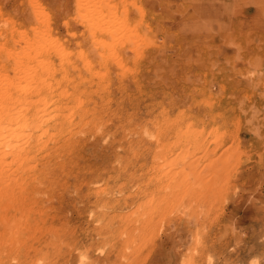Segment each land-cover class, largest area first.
Returning <instances> with one entry per match:
<instances>
[{"label":"rangeland","instance_id":"374dc122","mask_svg":"<svg viewBox=\"0 0 264 264\" xmlns=\"http://www.w3.org/2000/svg\"><path fill=\"white\" fill-rule=\"evenodd\" d=\"M16 76L48 135L0 169V264H264V0H0Z\"/></svg>","mask_w":264,"mask_h":264},{"label":"bare ground","instance_id":"6f19581e","mask_svg":"<svg viewBox=\"0 0 264 264\" xmlns=\"http://www.w3.org/2000/svg\"><path fill=\"white\" fill-rule=\"evenodd\" d=\"M91 10H92V8H91ZM96 10V9H95ZM95 10H92L90 13L91 14H93L94 13V11ZM95 14H97L98 15V13H95ZM99 17L97 18V21L98 22H94V19H93V22L95 23H93L92 25L93 26H95L97 29H98V31H102V32H104V33H108L109 35L111 34V32H110V28L108 27V25H107V23H105V22H107L106 20H104V17H103V13L101 14V12H99ZM92 18H94V15L92 16ZM96 18V17H95ZM110 19V18H109ZM110 20H115V19H110ZM91 26V25H90ZM95 27L93 28V29H95ZM100 29V30H99ZM95 31H96V29H95ZM101 45V44H100ZM101 46H106V45H104V43H102V45ZM58 52V51H57ZM23 75V74H22ZM27 76H31V75H26L25 76V78L27 77ZM20 77V76H19ZM15 77L14 78V80L13 81H10V82H8L7 84H8V88L6 87V88H2L1 89V91H0V100L2 99V100H6L7 102H3L4 103V106L2 107L1 105V107H0V169H5L4 168V166H7V167H9V168H13V167H16L17 169H20V168H22V167H25L26 166V163H27V161H29V159H28V157H29V152H30V150H33V149H36V148H38V145L40 144V142L42 143V140H43V138L45 137V136H47L48 135V130L47 131H43L44 129H46L44 126H45V124H46V126H47V121H45L42 117L43 116H40L39 117V115L41 114V113H44L43 111L44 110H39L40 109V107L46 102V100L45 99H38L39 97H40V95H41V93L43 92V91H45V90H47V87H48V79H46V77H45V79L44 80H34V77H32V78H27V81H30L29 83H25V82H22V81H24L22 78L23 77ZM48 78V77H47ZM50 79V78H49ZM38 81H40V82H38ZM22 84H26V86H24V87H22L21 88V86H22ZM6 85V84H5ZM7 86V85H6ZM30 98H37L36 99V101H30ZM10 101H12V105H11V103H10ZM14 105H22V106H24L25 107V109L23 110V114H21L20 112H22V111H14V110H12V106H14ZM43 127H44V129H43ZM40 131V133L42 132V134L41 135H37L36 134V132L37 131ZM197 140V139H196ZM185 142V141H184ZM198 146V145H197ZM199 147V146H198ZM200 148V147H199ZM201 148H202V146H201ZM205 149V148H204ZM208 148H206V150H207ZM165 156V155H164ZM163 156H161V158H162ZM178 157V156H177ZM181 158V157H180ZM179 159V158H178ZM183 159V158H182ZM161 160V159H160ZM156 161V160H155ZM180 161V160H179ZM183 161V160H182ZM163 162H164V159H163ZM186 162V161H185ZM180 163V162H179ZM183 163V162H182ZM158 164V163H157ZM177 163H176V160H174L171 164H169L168 163V165L170 166V167H173V166H175ZM181 164V163H180ZM180 164H179V166H180ZM186 165H188V164H186ZM178 166V167H179ZM192 166V165H191ZM195 166V165H194ZM154 167H156V166H154ZM178 167H177V169H178ZM181 167H183V166H181ZM181 167H179V168H181ZM193 167V166H192ZM207 167V166H206ZM205 167V168H206ZM176 168V167H175ZM184 168V167H183ZM183 168H181V169H183ZM186 166H185V169L184 170H186ZM209 168H211V166L209 167V165H208V169H206V171L208 170V172L207 173H209V172H211V171H209ZM161 169V168H160ZM163 169V168H162ZM172 169V168H171ZM171 169H168L167 171H164V172H169V170H171ZM181 169H179V171L181 170ZM6 170H8V169H6ZM154 170V169H153ZM183 170V171H184ZM188 170V169H187ZM195 170V169H194ZM211 170V169H210ZM212 170H214L215 171V169H213L212 168ZM1 171V170H0ZM9 171V170H8ZM11 171V170H10ZM191 171V170H190ZM205 170H204V175H205V172H206ZM213 171V172H214ZM216 171H218L216 174H220V178H221V173H220V171L219 170H217V168H216ZM215 171V172H216ZM5 172V171H4ZM164 172H162L163 174H164ZM186 172V171H185ZM194 172V171H193ZM195 172H196V170H195ZM194 172V173H195ZM1 173V172H0ZM3 173V172H2ZM159 173V175H160V171L158 172ZM157 173V174H158ZM171 173V172H170ZM175 173V172H174ZM178 173V172H177ZM176 173V174H177ZM189 173V172H188ZM194 173H193V175H194ZM7 174V173H6ZM167 174H169V173H167ZM173 174V173H172ZM175 174V175H176ZM201 174L203 175V172H201L200 173V176H199V180H200V177H201ZM226 174H227V172H226ZM158 175V176H159ZM181 175H183V173L181 174ZM188 175V174H187ZM186 175V176H187ZM197 175H198V173H197ZM197 175H195V176H197ZM208 175V174H207ZM212 175H213V173H212ZM229 175V174H228ZM165 177V175H162V179H166V178H164ZM170 176V175H169ZM185 176V175H184ZM0 177H1V174H0ZM2 177L4 178V176L2 175ZM1 177V178H2ZM166 177H168L167 175H166ZM171 177V176H170ZM169 177V178H170ZM176 177V176H175ZM177 177H178V174H177ZM182 177V176H181ZM181 177H179V180H178V178H177V181H176V178H175V180L173 181V177L172 178H170L171 180H169L168 181V184L169 183H171V184H177V182L179 181L180 182V178ZM188 177H191L190 175H188ZM193 177V176H192ZM191 177V178H192ZM198 177V176H197ZM214 177H215V175H214ZM160 178V179H161ZM169 178H167V180L169 179ZM193 178H195V177H193ZM192 178V179H193ZM204 178H205V176H204ZM203 178V179H204ZM206 182L208 183V177L206 176ZM230 178V177H229ZM184 179V178H183ZM196 179V178H195ZM159 180V179H158ZM197 180V179H196ZM196 180H193V182H194V185H193V183L191 184L190 182L191 181H188L187 180V178H185V180H181V181H186V183H187V181H188V183H190V185H193V187L195 186V185H197V181ZM218 180V176H217V178H216V181ZM160 181V180H159ZM171 181V182H170ZM196 181V182H195ZM201 181H205V180H201ZM209 181H210V179H209ZM10 182V181H9ZM12 182V181H11ZM172 182H175V183H172ZM199 182V181H198ZM164 183V182H163ZM187 183V184H188ZM196 183V184H195ZM205 183V182H204ZM160 184V183H159ZM158 184V185H159ZM165 185H166V183H164ZM167 184V185H168ZM175 184V185H176ZM179 184V183H178ZM177 184V185H178ZM180 184H181V182H180ZM200 184V183H199ZM216 184H217V182H216ZM161 185V184H160ZM174 185V186H175ZM203 184H201V186H202ZM169 186H170V184H169ZM168 186V187H169ZM172 186V185H171ZM181 186V185H180ZM179 186V187H180ZM206 186V185H205ZM157 187V186H156ZM159 187H161L162 189L163 188H165V186L163 187V186H159ZM159 187H157V188H159ZM178 187V186H177ZM192 187V188H193ZM153 188H155V187H153ZM161 188H160V190H161ZM194 188H196V186L194 187ZM170 189V188H169ZM155 190H157V189H155ZM154 190V191H155ZM160 190H158L159 192H160ZM165 190H167V195L169 196V193H168V189L166 188ZM150 191H153V190H150ZM162 192L164 191V190H161ZM174 191V190H173ZM172 191V189H171V191H169V192H173ZM191 191V190H190ZM213 191V190H212ZM149 192V191H148ZM195 192V191H194ZM150 193V192H149ZM148 193V194H149ZM161 193V192H160ZM165 193H166V191H165ZM193 193V192H192ZM158 194V193H157ZM162 194V193H161ZM194 194V193H193ZM166 195V196H167ZM171 195H176L175 193H173V194H171ZM152 196V195H151ZM156 196V195H155ZM172 196V197H173ZM177 196V195H176ZM176 196H174V197H176ZM165 197V196H164ZM173 197V198H174ZM215 197H217V196H215ZM153 198V197H152ZM163 198V197H162ZM171 198V197H170ZM183 198H185L186 199V197H183ZM188 198V197H187ZM168 199V198H167ZM172 199V198H171ZM176 199V198H175ZM178 199V198H177ZM176 199V200H177ZM191 199V197L188 199L189 200V205L192 203H190V200ZM174 200V199H173ZM172 200V201H173ZM193 200V199H192ZM161 201V200H160ZM163 201V200H162ZM162 201H161V203H162ZM165 201V200H164ZM185 202V201H184ZM172 203V202H171ZM173 203H175V201L173 202ZM160 204V203H159ZM158 205V204H157ZM174 205V204H173ZM172 205V206H173ZM192 205V204H191ZM190 205V206H191ZM195 205V204H194ZM193 205V206H194ZM141 206V205H140ZM152 206V205H151ZM160 206V205H159ZM159 206H156V207H159ZM166 206V205H165ZM168 206H170L169 205V203L167 204V207H166V209L168 210ZM189 206V207H190ZM143 207V206H142ZM150 207V206H149ZM196 207H197V204H196ZM140 207H138V209H139ZM153 208V207H152ZM170 208H171V206H170ZM170 208H169V211H170ZM150 209H151V207H150ZM165 208H163L162 210V212L164 213V210H166ZM140 210H143V208L141 209L140 208ZM148 210V209H147ZM159 210V209H158ZM137 211H139V210H137L136 209V213H137ZM151 211H153V209H151ZM169 211H168V213H169ZM140 212H142V211H139L138 213H140ZM154 212V211H153ZM152 212V213H153ZM158 212V211H157ZM165 212H167V211H165ZM152 213H150V214H152ZM167 213V214H168ZM160 214H161V212H160ZM165 214V213H164ZM163 214V215H164ZM166 214V215H167ZM170 214V213H169ZM152 216H153V214H152ZM156 216V215H155ZM153 219H154V217H152ZM152 218H150L149 217V219H151L150 221H152ZM148 219V220H149ZM157 219V218H156ZM161 219V218H160ZM189 220V219H188ZM154 221V220H153ZM156 222V221H155ZM186 222V221H185ZM188 222V221H187ZM191 221H189V223H190ZM137 223V222H136ZM154 223V222H153ZM184 223V222H183ZM140 224V223H139ZM142 224V223H141ZM145 225V224H144ZM141 227V226H140ZM138 229H140V228H138ZM137 228L135 229V230H138ZM172 236V235H171Z\"/></svg>","mask_w":264,"mask_h":264}]
</instances>
